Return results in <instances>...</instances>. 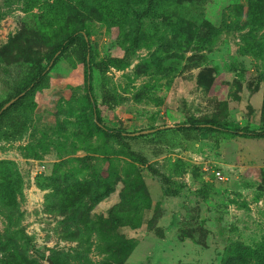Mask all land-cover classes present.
I'll return each instance as SVG.
<instances>
[{
    "label": "rangeland",
    "instance_id": "obj_1",
    "mask_svg": "<svg viewBox=\"0 0 264 264\" xmlns=\"http://www.w3.org/2000/svg\"><path fill=\"white\" fill-rule=\"evenodd\" d=\"M99 1L68 7L83 16L95 63L129 55L125 70L93 68L104 125L264 129V4L251 23L249 0H166L131 52L136 14L114 22ZM42 12L32 0H0V104L25 67L48 65ZM49 78L18 112L23 132L0 137V264H264V139L128 141L175 182L172 197L97 128L81 64L62 59Z\"/></svg>",
    "mask_w": 264,
    "mask_h": 264
},
{
    "label": "trees",
    "instance_id": "obj_2",
    "mask_svg": "<svg viewBox=\"0 0 264 264\" xmlns=\"http://www.w3.org/2000/svg\"><path fill=\"white\" fill-rule=\"evenodd\" d=\"M35 4L41 6L43 10L39 15L40 32L45 44L51 48V54L47 67L44 69L41 65L25 67L22 74L25 75L18 85L14 87L8 97L0 104V137L12 132L13 136H19L25 127V122L18 115V112L30 105V101L39 91L46 90L50 87V73L56 65L62 60H74L81 64L85 73V91L87 103L91 107L97 128L115 139L120 145L125 147L129 154L142 166L146 167L155 179L163 185L166 192L172 197L178 195L175 188V182L166 173L161 171L156 165L152 164L147 157L137 153L131 149L128 141L144 138L147 135H136L122 128H110L103 124L98 102L94 93V70L96 67L99 72L105 76L111 69L115 68L119 71L125 70L130 66L129 55L122 58L109 57L100 63H95L93 56V46L90 39V34L86 31L83 16L75 8H69L70 0H32ZM100 0V12L114 18V22L120 19L124 20L128 10H132L137 16V24L132 28V40L130 51H135L142 40V23L145 18H150L155 14L164 12L166 0ZM264 4V0H249V10L247 19L251 23L258 22L260 7ZM141 7L135 10L136 7ZM119 22V21H118ZM17 99L11 106L4 110V107L12 100ZM103 101L105 103H116V97L110 90H105L103 93ZM155 133L165 134L168 132L179 134L186 140L192 141L198 138H210L214 134L230 133L236 136H243L251 139H264V129L251 130L248 128H229L225 125L216 123H192V124H177L168 127L156 128ZM152 134V133H150ZM161 153H157L160 155ZM23 238L29 243L30 237L22 231ZM30 244V243H29ZM23 264V263H19Z\"/></svg>",
    "mask_w": 264,
    "mask_h": 264
},
{
    "label": "water",
    "instance_id": "obj_3",
    "mask_svg": "<svg viewBox=\"0 0 264 264\" xmlns=\"http://www.w3.org/2000/svg\"><path fill=\"white\" fill-rule=\"evenodd\" d=\"M17 99L12 100L11 102H9L5 107L4 110L7 109L9 106H11ZM155 131V129H150V130H145V131H139L137 133H135L136 135H145V134H150L153 133ZM48 263L49 264H53L52 261L50 259H48Z\"/></svg>",
    "mask_w": 264,
    "mask_h": 264
},
{
    "label": "built area",
    "instance_id": "obj_4",
    "mask_svg": "<svg viewBox=\"0 0 264 264\" xmlns=\"http://www.w3.org/2000/svg\"><path fill=\"white\" fill-rule=\"evenodd\" d=\"M220 176V175H219Z\"/></svg>",
    "mask_w": 264,
    "mask_h": 264
}]
</instances>
